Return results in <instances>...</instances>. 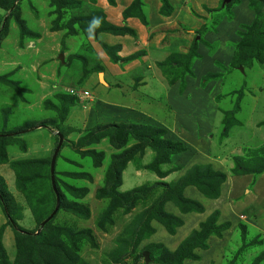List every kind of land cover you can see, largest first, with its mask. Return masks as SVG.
<instances>
[{
	"label": "rangeland",
	"instance_id": "obj_1",
	"mask_svg": "<svg viewBox=\"0 0 264 264\" xmlns=\"http://www.w3.org/2000/svg\"><path fill=\"white\" fill-rule=\"evenodd\" d=\"M82 1L90 4L89 0ZM113 1L114 4L112 5L108 0H94V6L98 8L99 14L104 15L105 18L110 17L112 21L116 19L115 10L118 9L115 8L120 5L121 7H127L129 4L122 5L121 0ZM147 1L150 5H153L158 0ZM170 1L174 4V11L165 19L166 23L161 27L163 30L167 29L165 38L164 35L160 34L153 46L149 47L147 44L148 51L142 54L141 57L139 55L136 57L133 55L132 58L128 59L129 56H123L124 58L119 57L117 62L112 61L105 52L103 45L110 48L116 45L109 46L101 41L99 37L100 33L107 32H94L93 37H89L76 28L77 32L70 35L68 34L69 28H66L65 24L70 19L69 15H66L67 18L64 17V20L60 21L61 25L65 24L63 29L54 30L53 21L56 14L54 15L53 13L54 5L51 0H23L19 5V20L24 21L30 31L38 33V39L32 37H23L21 39L19 27L17 26L15 18L12 17L9 20L8 29L4 38L0 42V135H15V138L23 142L26 147V151L22 152L18 149L17 144L8 146L7 149L9 148L8 153L10 159H46L52 156L55 149L54 135L58 131L53 129L50 132V130L48 131V129L42 128L41 123L49 120L59 121L56 111L45 107L44 103L46 100L55 103V93H69L70 89H75L77 95L87 90L92 96V98L84 100L78 98L76 104L69 108L67 117L62 123V127L65 128L67 133L66 138L63 137L65 143L62 148L64 162L62 160L58 161L57 166L58 172L65 170L73 172L86 171L92 176V181H80L79 185L87 186L89 192L83 199L78 201L88 206L90 217L88 220H80L75 219L70 214L60 212L55 219V224L70 223L69 225L74 230L92 229L95 239L98 242V247L91 248L85 245L81 250V257L88 264H116L114 260L124 254V252L130 250L129 245H125L122 241L129 240V232L133 228V223H135L137 216L148 205L144 206L140 204L127 215H123L119 211L114 215L115 223L112 225L107 224L106 231L98 229L96 224L103 212L105 204L95 199L94 194L97 188L101 186L105 167L108 164L109 156L113 150L110 148L106 139L92 146L97 150L102 149L105 154V160L102 165L99 168L92 169L90 164L87 166L84 163L80 167H75L70 162H65L67 159L72 160V156L74 161H78L77 155L74 154V151L69 145L79 137L86 135L88 130L97 124L119 123L124 121H126L124 123H129L139 120L137 119V115L135 117L132 116V111L128 107L129 104L125 102H131L134 110L138 107L137 104L140 103L141 106L147 109L146 114H151L157 122L161 123L166 121V124L169 126V122L171 123L174 120V110L179 111L182 109L180 105L178 107L173 106L175 98L177 99L178 96H182V92L178 91L180 82L177 79H173L174 83L169 80L174 74H169L168 78H164V84L162 85L155 82L154 77L157 76V69L161 75L163 70L154 63L160 62L163 59L159 58L155 60L152 53V51H158V47L169 51V47H166L168 46L167 38L168 40L170 39L169 35L190 32V35H188L189 37L191 36L190 45L193 40L202 39L212 47L210 49L207 45L198 43L197 52H199V58L191 66L192 74L185 76V84H188L186 78L192 77L194 79L198 75L204 74L195 84L199 87L204 86L201 98L206 97L209 101L214 99L215 101L218 99H227L225 101L226 106L225 104H219L218 109L216 105H213V109L216 108L218 109L217 111L224 108L230 110L232 107L238 105V112L243 114L242 118L248 119L245 124L251 123L250 126L252 127L258 124L260 126L259 128L264 130V63H255L251 68L246 69L242 67L237 69L236 66H231L234 63L233 46L240 39L239 34L242 31V27L250 24L254 18L252 12L248 10V0H242V3L234 5L228 10L229 12L225 8H222L218 12H209L206 10L212 8L215 10L218 5L220 6V2H222L221 6L223 7L224 0ZM179 7L186 8L188 12L186 13L184 22H179L175 16ZM235 8H238L241 12H236ZM105 10L107 13L104 12ZM151 10L149 9L148 11L146 9V12L152 15L154 12H151ZM232 11H235L236 16H234V12ZM81 13L77 9H75V12L73 11L74 16L80 15ZM7 16L8 12L4 13L0 9V17H3L1 26H3V22ZM126 19L122 16V26L119 27H126ZM108 23L114 25L112 22ZM204 23H207L209 28L199 37L196 33ZM162 38L164 40L161 42ZM134 42H136L135 39ZM133 45L137 44L134 43ZM177 48L178 46L171 49L177 50ZM117 52H115V56ZM61 53L64 59V63L62 64L59 60ZM122 53L126 55L125 53L127 52ZM171 54L182 53L173 51ZM83 56L88 59L87 71L93 66H96V64L101 66L103 71L97 72L91 70L85 74L82 71L84 64H82L81 57ZM101 56L107 57L108 60L102 61L100 59ZM162 56H164V52ZM202 57L205 60L203 63L204 66L195 63L197 61L200 62ZM136 58L138 59L136 61L138 64L136 62L132 64ZM76 60H79V62H75ZM67 61L70 62L69 65L65 64ZM119 72H122V74L114 77ZM99 73H102V75L99 76ZM208 74H218L219 77L206 81L201 86L200 79L202 80ZM142 78L146 81L143 83L144 86H141L139 82H137L138 84L136 86L135 82L138 80L141 81ZM106 85L108 86L107 88H105ZM176 85L178 87L177 89ZM238 91L241 92L240 95L236 94ZM107 98L118 100L121 104L123 102L121 105L123 107L110 108L106 106ZM96 100L97 102H104L101 108L96 107ZM177 103L174 102V105ZM189 109L190 106H188ZM106 113L108 114L106 115ZM112 113H117L118 117L114 118ZM178 114L181 115V113ZM151 116L149 115L150 118H152ZM217 117L218 114H215L211 127L216 129V132L213 133L217 137V144L221 143L224 145L227 143L226 137L221 142L219 139L226 135H223L222 129L217 126ZM142 121L145 120L141 118L140 122ZM27 124H33V127L25 129ZM239 127V125L233 126L228 130L227 135L234 136L235 132L240 130ZM197 131L198 128H194V133L197 134ZM212 134H208V137ZM238 134L244 135V133ZM215 136L213 135L214 139ZM255 140L253 138L251 142L254 143ZM251 142L249 141L248 145L244 144V147H247L245 149L249 151L247 155H252L254 152L252 149L250 151ZM235 147H238V145L235 144ZM248 161H259L264 165V147L256 150ZM136 162L137 164H134ZM150 162L148 160L131 162L123 174V184L119 188L120 191L130 190L134 185L144 183L146 180H155L156 176L152 172L143 169V166ZM4 167L8 166L0 164V176L3 178L6 188L16 205L15 209L18 210L17 222L23 228L33 230L37 227V222L29 209L25 197L16 188L14 171L9 167V170ZM5 169L10 173L9 175L6 174ZM140 174L142 176L138 177ZM66 182L71 183L70 180ZM171 182H175V180H171L169 183ZM68 198L71 199L69 196ZM257 208L260 209V212H263L257 216L255 214V219H258L261 224H264V220H262V217H264V206L260 203ZM257 225H259V222ZM1 226L4 227L2 243L9 260L12 261L16 251L14 237L11 228L6 225V218L0 208ZM251 234L253 236L247 238L248 241L253 240L257 236L255 232ZM234 237L232 240H228L227 245L234 244L231 245L230 250L227 247L225 248L226 254L222 257L223 264L224 261H227L236 254L237 249L241 245V242L237 239L238 235L236 238ZM144 245L141 242L135 252L139 253ZM263 253L264 242L260 245L250 246L237 256L236 264H250L255 257ZM133 257L134 255L128 257L125 260L126 263L131 264ZM202 262L204 264H210L208 263V258H204ZM217 262L219 261H216L215 264H218ZM139 264H145L144 260H141ZM149 264L153 263L149 262ZM260 264H264V260Z\"/></svg>",
	"mask_w": 264,
	"mask_h": 264
},
{
	"label": "trees",
	"instance_id": "obj_2",
	"mask_svg": "<svg viewBox=\"0 0 264 264\" xmlns=\"http://www.w3.org/2000/svg\"><path fill=\"white\" fill-rule=\"evenodd\" d=\"M23 0H0V9L4 13L8 12L2 25L3 17H0V42L8 29L9 20L13 17L19 27L20 38L32 37L39 38L38 33L30 31L25 22L19 20V5ZM88 2L80 0H51L54 5L53 13L55 19L53 21L55 30L63 29L66 24L68 27V34L73 35L80 30L84 35L93 37L94 32H107L113 35L128 34L135 36V31L127 27H118L111 25L106 21L104 15L99 14V10L94 6V0ZM110 4H114L113 0H108ZM181 1V0H177ZM160 3L158 14L163 17L170 16L174 11V4L170 0H158ZM240 4V0H229L222 7L220 6L212 9H206L209 12H218L222 8L227 11L234 5ZM248 8L253 11V21L242 27L239 34V41L233 46L234 60L237 69L251 68L255 63H264V0H248ZM75 9L82 12L80 15L74 16ZM97 11V13H96ZM229 12V11H228ZM66 15L70 19L61 25L60 21L64 20ZM123 18H135L139 23L149 28V21L145 11L144 0H130L127 7L123 9ZM94 18L99 19L100 23L93 28L91 22ZM60 24V25H59ZM77 28V29H76ZM208 24L204 23L197 31L196 35L202 36ZM198 43L208 45L202 39H195L189 46L185 54H170L163 61L157 62L156 65L161 68L162 74L168 76L174 74L173 79L180 80L179 92L185 88V76L191 73V66L199 54L197 52ZM105 52L114 62L119 60L115 56V52L120 49V46L107 47L103 45ZM139 55L137 53L135 57ZM129 56L128 59L132 58ZM75 57V56H74ZM83 61L82 71L87 74L94 70L102 72L103 68L96 64L89 71L86 70L88 63L87 57H81ZM75 62H79L76 60ZM61 63V62H60ZM70 62H65L69 65ZM81 63V62H80ZM62 64V63H61ZM218 74L205 75L201 80V86L206 81L217 79ZM4 80V78H2ZM137 82L135 85L137 86ZM171 82L173 83L172 79ZM75 90V89H74ZM236 93V92H235ZM234 93V94H235ZM240 95L241 92L236 93ZM55 103L46 100L45 107L56 111L59 121L49 120L41 123V127L50 130L55 129L66 138V131L62 123L67 117L69 108L73 107L78 97L66 92L55 93ZM238 105L233 107L231 111L224 113L223 118V135H227L228 130L238 124L234 119V115L238 112ZM33 124H27L25 129L32 128ZM71 130V129H69ZM166 130L162 127H156L150 124L142 123H124L112 122L107 124H97L90 128L86 135L79 137L75 142L70 143V148L77 155L78 161L67 159L65 162H70L75 167H80L84 163L92 169L99 168L105 160L104 151L97 150L92 146L99 144L106 139L111 152L109 161L105 167L102 183L95 191L94 197L103 202L104 208L99 220L97 221V228L106 231L107 224L115 223L114 215L121 212L123 215L129 214L138 205H148L136 218L133 223L131 231L129 232V240L122 241L125 245H129L130 250L124 252L117 257L114 262L116 264H128L126 259L134 255L131 264H139L143 259V252L149 253L150 262L153 264H184L186 261H200L196 250H206L208 248V239L210 237L221 238L222 233L230 227L229 223L217 224L219 212L214 211L207 219L200 223L199 228L191 231L178 246L173 250H168L163 244L150 243L144 245L143 249L136 253L138 246L154 233L151 222L154 220L161 224L166 231L173 235L176 228L183 224L182 220L172 213L165 210V204L171 202L181 213L204 211L203 205L195 200L184 197L183 191L187 186H194L206 199L214 200L220 195V187L225 182V175L220 172H215L209 165L196 166L190 171L186 172L181 178L175 182L165 183L161 181L144 182L141 185L135 186L130 190L124 192L120 191L123 184V174L125 169L131 162H135L136 157H142L146 150L152 153V160L149 164L143 166L145 171L152 172L158 178H163L170 172L174 171L171 163L172 156L184 151V146L177 140L165 138ZM7 135V134H6ZM55 147L58 142V137L54 135ZM17 144L20 151L25 152L26 147L23 142L17 140L15 135L0 136V164L7 165L14 171L16 176V188L25 197L26 202L31 210L37 227L33 230H27L20 226L17 222L18 210L16 205L8 192L3 178L0 176V208L6 218V225L11 228L14 245L15 256L12 261L9 260L6 250L2 243V234L4 227H0V264H88L81 257V250L85 245L91 248H97L98 242L95 239L91 228L74 230L69 224H55V219L60 212L70 214L75 219L88 220L90 217V210L84 203L78 202L83 199L89 192L87 186H80V181H92V176L86 171H62L58 172V161H63L62 148L64 141L57 154L54 177L55 186L60 197V206L53 218L48 221L41 230L35 234L40 223L45 220L53 211L55 206V194L50 181V159H10L7 147ZM64 162V161H63ZM244 167H240L239 161L236 163L235 172L239 174H255L259 175L264 172V165L259 161H245ZM134 164H137L134 163ZM66 166V165H65ZM138 167V165H136ZM168 166V168H166ZM90 169V168H88ZM68 183L66 181H69ZM71 197L70 198H68ZM251 208L245 210V213H252ZM249 215V214H247ZM239 235L237 239L241 242L236 254L224 264H236L237 256L243 250L254 245H260L264 241L261 234L249 230L243 223L238 224ZM255 232L256 238L248 241L247 238L253 236L251 233ZM254 234V235H255ZM234 243H231V245ZM227 245V249L232 247ZM230 253V251H229ZM226 254V252L224 253ZM229 256V254H228ZM264 260V253L254 258L250 264H260ZM223 264V262H222Z\"/></svg>",
	"mask_w": 264,
	"mask_h": 264
},
{
	"label": "crops",
	"instance_id": "obj_3",
	"mask_svg": "<svg viewBox=\"0 0 264 264\" xmlns=\"http://www.w3.org/2000/svg\"><path fill=\"white\" fill-rule=\"evenodd\" d=\"M121 1H122V5L130 3V0H121ZM144 3H145V11L146 9L148 11L149 9H152L151 12H154L152 15H150L151 13L146 12L149 21V28L141 25L139 21L136 20L135 18H127L125 20L126 22L125 26L135 31L136 35L134 37L128 34L113 35L110 33H100L99 36L100 40L106 43L107 45L120 46V49L116 53L117 57L124 58L123 56L128 57L131 55H136L139 52H140L139 56L141 57L142 54L148 51L147 49L148 45L149 47L154 45L155 41L158 39V36L160 34L164 35L165 38L167 29L163 30L161 29V27L166 23L165 19L167 17H163L158 14L159 2L156 1L153 5H150L147 0H144ZM240 3H242V0ZM125 7H121L120 5L119 7L115 8L118 9L115 10L116 19L112 21L110 17H107L106 18L107 21L112 22L114 25L118 27L122 26L121 13ZM235 10L238 13L241 12V10H238V8H235ZM248 10L251 11L254 16L253 11L250 9ZM104 12L107 13L106 10ZM232 12H234V16H236L235 11ZM186 13H188L186 8L179 7L175 16L178 18L179 22H184ZM188 35H190V32L189 33L183 32L182 34L177 33L174 35H169L170 37L169 36L168 37L170 39L168 40L167 38L168 46H166L169 47V51H165L163 50L164 48L161 49L158 47V51L156 50L152 51L155 60L159 58L164 60L173 51L181 52L182 54H185L189 49L190 46L189 42L191 40V36L189 37ZM164 38H162L161 42L164 40ZM134 39L136 40V42H134ZM134 43H136L137 45H133ZM177 46H178L177 50L171 49V48L174 49ZM122 52H127V53H125L126 55H123ZM163 52H164V56H162ZM137 58L135 61L132 62V64L138 61ZM100 59L102 61L108 60V58L104 56H101ZM204 62L205 60L202 57L200 62L197 61L195 63H199L203 65ZM136 64L138 63L136 62ZM121 74L122 72H119L114 77H117L118 75ZM156 74L157 76L154 77L155 82L159 83L160 85L164 84V78L166 77L161 75L158 69L156 71ZM203 75L204 74L198 75L194 79L192 77L186 78L188 84L187 85L185 84L186 86L182 90V96H178L177 99L175 98V101L172 100L173 106L178 107L180 105L182 109L179 111L174 110L175 112L174 120L171 123L169 122L170 127L168 126V124H166V121L161 123L157 122L153 119V116H151V114H146L147 109H145L144 106H141L140 103L137 104L138 109L135 108L134 110L133 109L134 106L131 105V102H125L129 104L128 107L132 111V116L135 117L137 115L138 116L137 119H139L136 122L135 121H131V122L150 124L156 127H162L166 130L165 138L171 140H177L181 142L184 146L183 152H180L172 156L171 164L174 167H176L174 168L175 169L174 171L170 172L163 178H158L156 176L155 180L153 181L146 180L145 182L161 181V182L169 183L171 180L177 181L186 172L190 171L194 167L206 166V165H209L213 171L220 172L225 175V182L220 187V195L217 199L214 200L206 199L194 186H187L184 189L183 191L184 197L198 201L203 205L204 211L201 213H197V212L181 213L173 203L168 202L165 204L166 212L172 213L176 217L180 218L183 222L181 226L176 228V231L173 235L169 234L166 231V229L158 222L154 220L151 222V226L154 229V233L151 234L147 239L143 240L142 243H144L145 245L150 243H155V244L161 243L170 251H173L178 246V244L191 233L190 232L191 229L193 230L198 229L200 223L204 222L207 219V217L214 211L219 212L217 224H222V223L230 224V227L222 233L221 238L210 237L208 239L207 241L208 248L206 250H196V253L200 257V261H186L184 264H204L202 262L204 261V258H208V263L210 264H215L216 261H219L217 262L218 264H222V260H223L222 257L225 253V248L227 246L228 240H232L234 236H235L234 238H236V236L239 235L237 229L239 223H243L245 226H247L250 232L255 231L256 233L261 234V237L264 241V230H263L264 224H261V222L258 221V219H255V217L259 215V213L261 214V212H263V211L260 212V209L257 207L259 206L260 203L263 204L264 206V172L259 175H255V174L243 175V174H239V172H235L236 163L238 161L240 167H244L246 163L245 161L251 159V157L253 156L256 150L261 149V147H264V130L259 128L260 126H258V124L255 127L250 126L251 123L245 124V122L248 119L247 118L243 119L242 118L243 114H241V112H237L234 115V119L238 121L237 125L240 126L239 127L240 130L235 132L234 136L226 135L221 139H219V141L221 142L226 137L227 143H225L224 145L221 143L217 144V137L214 134L216 132L215 131L216 129L211 127L214 119V115L218 114L216 121L218 123L217 126H219L223 131L224 113L231 111V109L229 110L224 108L222 110L217 111L219 109V104L221 105L225 104L226 106L225 101L227 99H223V100L218 99L217 101H215L214 99L209 101L206 97L201 98L203 95L204 86L199 87L196 86L195 84L196 81H198V79ZM144 82L146 81L145 79L142 78L139 83L141 86H144L143 84ZM107 87L108 86L106 85L105 88ZM177 88L178 87L176 85V89ZM174 102H178V103L174 105ZM102 104H104V102H97L96 107L101 108ZM122 104L118 100L107 98L106 106H109L110 108L112 107L122 108L123 107L121 106ZM185 105L186 107L184 108ZM213 105H216L218 109H216L215 107H214L215 109H213ZM188 106H190L189 110H188ZM114 110H118V109H114ZM116 112H120V111H116ZM178 113H181V115H179ZM107 114L108 113H106V115ZM112 115L114 118L118 117L117 113H112ZM149 115L152 118H150ZM141 118L144 119L145 121L140 122ZM194 128H198L197 134L194 133ZM238 133H244V135H239ZM208 134H212V135L208 137ZM213 135L215 136V139L213 138ZM235 135H237V137H235ZM253 138L256 139L254 143L251 142ZM249 141L251 142L250 151L251 149L254 151L252 155L251 154L247 155L249 151L248 149H245L247 147H244V144L248 145ZM235 144H237L239 148L235 147ZM8 150L9 148L7 149V152ZM151 158H152L151 151L146 150L145 154L142 157L139 158L138 156L134 161H146V160L151 161L152 160ZM4 168L9 170L8 167H4ZM6 174L9 175L10 173L6 170ZM141 176L142 175L140 174L138 177ZM141 184L142 183L134 185V187ZM249 208L253 209L251 211L252 212L254 211V215L252 213L244 212ZM262 220H264V217H262ZM258 222L259 225H257ZM185 224L186 226L184 227Z\"/></svg>",
	"mask_w": 264,
	"mask_h": 264
},
{
	"label": "water",
	"instance_id": "obj_4",
	"mask_svg": "<svg viewBox=\"0 0 264 264\" xmlns=\"http://www.w3.org/2000/svg\"><path fill=\"white\" fill-rule=\"evenodd\" d=\"M225 2H229V0H225ZM59 60H60L61 63H64V59H63V54L62 53L59 55ZM101 75H102V73H99V76H101ZM55 134L58 137V142H57V145H56V147H55V149L53 151L51 159H50V181H51L52 189H53L54 194H55V206H54L53 211L49 214V216L40 223V227H39L38 231L35 234H37L41 230V228L48 221H50L53 218V216L56 214V212L58 211L59 206H60V197H59V193H58V191L56 189V186H55L54 167H55V161H56L57 154L60 151V148L62 146L64 138L61 135V133H59V132H56ZM0 136H7V135H0ZM142 255H143L144 263L145 264H149V262H150L149 253L148 252H143Z\"/></svg>",
	"mask_w": 264,
	"mask_h": 264
},
{
	"label": "built area",
	"instance_id": "obj_5",
	"mask_svg": "<svg viewBox=\"0 0 264 264\" xmlns=\"http://www.w3.org/2000/svg\"><path fill=\"white\" fill-rule=\"evenodd\" d=\"M69 94H71V95H76L78 98H80L81 100H84V99H87V98H92V96H91V94L89 93V91H87V90H85V91H83L82 93H80L79 95H77V92H76V90H74V89H70V91H69Z\"/></svg>",
	"mask_w": 264,
	"mask_h": 264
},
{
	"label": "clouds",
	"instance_id": "obj_6",
	"mask_svg": "<svg viewBox=\"0 0 264 264\" xmlns=\"http://www.w3.org/2000/svg\"><path fill=\"white\" fill-rule=\"evenodd\" d=\"M226 2H225V0L223 1V4H225ZM99 23H100V21H99V19H96V18H94V20L91 22V24H92V27L93 28H95V27H97L98 25H99ZM163 75V74H162ZM164 77H166V78H168V76H165V75H163ZM172 79V81H174L173 80V77H171L169 80H171ZM177 80H179V79H177ZM176 80V81H177ZM179 82H180V80H179ZM174 83V82H173ZM179 87H180V85H179Z\"/></svg>",
	"mask_w": 264,
	"mask_h": 264
}]
</instances>
